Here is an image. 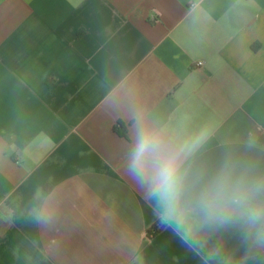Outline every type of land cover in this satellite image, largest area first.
<instances>
[{
    "label": "crops",
    "instance_id": "obj_1",
    "mask_svg": "<svg viewBox=\"0 0 264 264\" xmlns=\"http://www.w3.org/2000/svg\"><path fill=\"white\" fill-rule=\"evenodd\" d=\"M138 120L264 167V0H0V264H264L240 228L147 234Z\"/></svg>",
    "mask_w": 264,
    "mask_h": 264
},
{
    "label": "clouds",
    "instance_id": "obj_2",
    "mask_svg": "<svg viewBox=\"0 0 264 264\" xmlns=\"http://www.w3.org/2000/svg\"><path fill=\"white\" fill-rule=\"evenodd\" d=\"M200 143L178 140L166 126L138 120L127 172L154 203L160 225L189 248L202 246V233L228 228L242 229L264 247V167L232 153L211 167L196 164Z\"/></svg>",
    "mask_w": 264,
    "mask_h": 264
},
{
    "label": "trees",
    "instance_id": "obj_3",
    "mask_svg": "<svg viewBox=\"0 0 264 264\" xmlns=\"http://www.w3.org/2000/svg\"><path fill=\"white\" fill-rule=\"evenodd\" d=\"M113 128L121 135H125L124 131V125L121 122H117ZM163 226L160 225L159 221L154 222L148 229H147V234L154 235L158 233Z\"/></svg>",
    "mask_w": 264,
    "mask_h": 264
},
{
    "label": "built area",
    "instance_id": "obj_4",
    "mask_svg": "<svg viewBox=\"0 0 264 264\" xmlns=\"http://www.w3.org/2000/svg\"><path fill=\"white\" fill-rule=\"evenodd\" d=\"M197 64H198V65H201V64H202V61H198Z\"/></svg>",
    "mask_w": 264,
    "mask_h": 264
}]
</instances>
